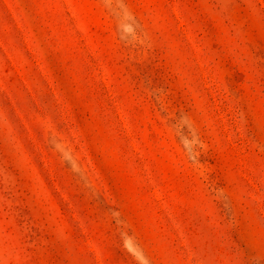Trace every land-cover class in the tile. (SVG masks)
Wrapping results in <instances>:
<instances>
[{"label": "rangeland", "instance_id": "rangeland-1", "mask_svg": "<svg viewBox=\"0 0 264 264\" xmlns=\"http://www.w3.org/2000/svg\"><path fill=\"white\" fill-rule=\"evenodd\" d=\"M0 264H264V0H0Z\"/></svg>", "mask_w": 264, "mask_h": 264}]
</instances>
